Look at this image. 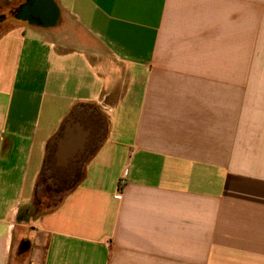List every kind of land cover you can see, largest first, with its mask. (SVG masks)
<instances>
[{
    "label": "crops",
    "instance_id": "1",
    "mask_svg": "<svg viewBox=\"0 0 264 264\" xmlns=\"http://www.w3.org/2000/svg\"><path fill=\"white\" fill-rule=\"evenodd\" d=\"M27 1L0 0V264H264V0ZM49 162L82 173L35 220Z\"/></svg>",
    "mask_w": 264,
    "mask_h": 264
},
{
    "label": "rangeland",
    "instance_id": "2",
    "mask_svg": "<svg viewBox=\"0 0 264 264\" xmlns=\"http://www.w3.org/2000/svg\"><path fill=\"white\" fill-rule=\"evenodd\" d=\"M12 16H16V13L13 12ZM6 17L7 14L3 15L0 20L5 19ZM81 173L82 166H80L79 170L73 176L70 185L73 184L78 177H80ZM64 182L65 181L54 172L53 166L50 162L45 165L37 181L34 199L31 203L30 214L34 216L35 220L43 214L51 211L59 204L64 196V192H59L58 189L59 185L61 183L64 184ZM20 253H23L22 247H20ZM23 261L21 260V264H24Z\"/></svg>",
    "mask_w": 264,
    "mask_h": 264
},
{
    "label": "water",
    "instance_id": "3",
    "mask_svg": "<svg viewBox=\"0 0 264 264\" xmlns=\"http://www.w3.org/2000/svg\"><path fill=\"white\" fill-rule=\"evenodd\" d=\"M27 7H28L27 9H30L29 11L37 14L41 19L43 17L49 16L45 24L54 23L58 17V8L56 7V5L52 0H35L32 8L31 6H27ZM86 136L87 135H85L84 137L83 144L84 143L86 144L87 141Z\"/></svg>",
    "mask_w": 264,
    "mask_h": 264
},
{
    "label": "flooded vegetation",
    "instance_id": "4",
    "mask_svg": "<svg viewBox=\"0 0 264 264\" xmlns=\"http://www.w3.org/2000/svg\"><path fill=\"white\" fill-rule=\"evenodd\" d=\"M34 1L35 0H28L27 1V3L26 4H24L16 13V15L17 16H19V17H22L23 16V18H25V19H28L29 21H36V22H38V23H45L46 22V20H48V17L49 16H46V17H43L42 19L37 15V14H35V13H33V12H31V11H29L30 9H27L28 7L27 6H31V8H32V6H33V4H34ZM46 4V3H45ZM36 12V11H35ZM88 120H89V123L90 124H93V122H92V120H91V118L90 117H88ZM72 171H73V169H71V171L69 172V173H72ZM60 178L61 179H63L65 182H64V184H65V186H67V187H70L71 185H70V183H71V180H72V178H73V176L72 175H65V176H60ZM60 184V183H59ZM59 189H61V184L59 185ZM58 189V190H59Z\"/></svg>",
    "mask_w": 264,
    "mask_h": 264
},
{
    "label": "built area",
    "instance_id": "5",
    "mask_svg": "<svg viewBox=\"0 0 264 264\" xmlns=\"http://www.w3.org/2000/svg\"><path fill=\"white\" fill-rule=\"evenodd\" d=\"M125 184H126V181L125 180H121L120 182H119V191L120 190H122V188L125 186Z\"/></svg>",
    "mask_w": 264,
    "mask_h": 264
}]
</instances>
